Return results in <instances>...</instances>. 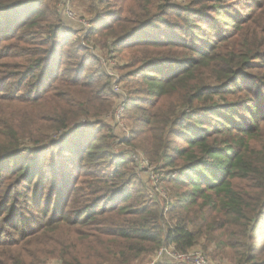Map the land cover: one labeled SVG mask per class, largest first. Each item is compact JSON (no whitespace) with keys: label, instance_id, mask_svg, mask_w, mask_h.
I'll list each match as a JSON object with an SVG mask.
<instances>
[{"label":"trees","instance_id":"trees-1","mask_svg":"<svg viewBox=\"0 0 264 264\" xmlns=\"http://www.w3.org/2000/svg\"><path fill=\"white\" fill-rule=\"evenodd\" d=\"M60 1L0 0V264H132L203 238L264 264V25L241 0H89L87 38L132 51L114 77Z\"/></svg>","mask_w":264,"mask_h":264},{"label":"rangeland","instance_id":"rangeland-1","mask_svg":"<svg viewBox=\"0 0 264 264\" xmlns=\"http://www.w3.org/2000/svg\"><path fill=\"white\" fill-rule=\"evenodd\" d=\"M110 1L112 2V0ZM241 1L244 7L243 9L239 8V10L242 12L240 15L247 14L246 16H244V18L247 17L253 18L254 22H257L256 26H259L261 28L264 25V15L262 14V10L260 8H262L264 0H241ZM178 2H180V0H178ZM90 3L91 2L89 0H71L69 3L71 10L75 14L76 18H78V20H81V22L80 24L78 22H73L72 20L68 19L65 15H63L64 13L62 14V12L60 11L62 23H64L63 24L64 27L73 30L77 34L81 43L83 42V40L84 42H87V44L89 43L93 53L100 56L99 58L102 60L106 71H108L109 74H112L113 76L117 77L121 72V70H119L118 67L127 64L129 62L132 56V51L127 45L113 46L112 44H109L111 43L109 41L108 42L109 46H108L106 45L107 44L106 42L104 44H101L97 40L95 42L94 38H97L101 42L105 40V38H102L100 36L101 34L100 27H97L96 30L97 34L95 37H92L93 40L91 38L90 40L89 38H87L86 36L87 33L93 27V21H94L93 19L97 18L98 16L95 14V11L91 10ZM111 8H114V5H112ZM70 39L72 40L76 39V35L72 36L70 34ZM130 45H133V43H131ZM120 88H121L120 93H122L124 87L121 85ZM120 106L121 105L119 104L118 107ZM118 116L119 114L117 115V118ZM113 119L114 118L112 117L108 118V121L111 124L110 127H112L111 130L114 132V134L122 138L123 135L125 134L123 133L124 131L122 130V125H124V123H127V120L121 117L119 122L116 123L115 119L114 120ZM135 142L137 143V139L135 140ZM116 149L129 150L130 156L133 155V153L142 154L141 153L142 150L138 146L134 147L132 145H127L123 143L118 144ZM143 156L146 157L145 155ZM140 175L142 176L144 181L148 183V185H151L150 181L154 182L149 173L143 172L141 170ZM155 176H157V174ZM195 247L203 250L207 259L210 260L212 264H237L231 253L228 254L227 251L219 250L218 247L214 244V242L210 243L203 238L197 243ZM156 255H157V251H155L154 253L145 254L142 257L135 260L132 264H153L154 262H156L155 261ZM170 264H174V263L170 262Z\"/></svg>","mask_w":264,"mask_h":264},{"label":"built area","instance_id":"built-area-1","mask_svg":"<svg viewBox=\"0 0 264 264\" xmlns=\"http://www.w3.org/2000/svg\"><path fill=\"white\" fill-rule=\"evenodd\" d=\"M70 1L71 0H61L59 3L61 9L60 11L62 12V14L64 13L63 15H65L68 19L80 24L81 20H78V18H76L75 14L71 10V7L69 5ZM113 86L116 91H120L121 88L118 84L114 82ZM123 111V106H120L117 109L116 114H119L118 118L121 116ZM132 160L135 162L136 166L140 168V170L149 173L152 177V180H155L154 182H157V176H155L156 174L153 172V167L150 164L149 160L143 156V154L133 153ZM157 188H159L158 185ZM159 260L168 263L171 262L174 264H212V262L207 259L203 250L196 247L187 252H178L172 246H164L159 250L156 256L155 261Z\"/></svg>","mask_w":264,"mask_h":264}]
</instances>
